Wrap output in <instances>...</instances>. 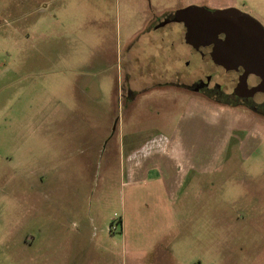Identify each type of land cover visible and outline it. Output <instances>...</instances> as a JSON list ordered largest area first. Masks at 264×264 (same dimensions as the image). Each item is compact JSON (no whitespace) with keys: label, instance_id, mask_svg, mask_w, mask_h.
<instances>
[{"label":"rangeland","instance_id":"rangeland-1","mask_svg":"<svg viewBox=\"0 0 264 264\" xmlns=\"http://www.w3.org/2000/svg\"><path fill=\"white\" fill-rule=\"evenodd\" d=\"M193 5L264 25V0H0V264H264V119L143 77L147 15Z\"/></svg>","mask_w":264,"mask_h":264},{"label":"flooded vegetation","instance_id":"flooded-vegetation-1","mask_svg":"<svg viewBox=\"0 0 264 264\" xmlns=\"http://www.w3.org/2000/svg\"><path fill=\"white\" fill-rule=\"evenodd\" d=\"M176 11L163 16L152 13L144 26L143 32L148 34L146 41L153 50L141 67L144 79L183 88L210 104L242 108L264 119V92L255 90L261 77L248 73L242 65L228 69L216 63L211 54L213 45L195 47L188 43L186 27L176 20ZM180 43L189 49H179ZM129 89L133 91L131 86Z\"/></svg>","mask_w":264,"mask_h":264},{"label":"water","instance_id":"water-1","mask_svg":"<svg viewBox=\"0 0 264 264\" xmlns=\"http://www.w3.org/2000/svg\"><path fill=\"white\" fill-rule=\"evenodd\" d=\"M186 27V41L195 47L213 45L212 57L228 69L244 66L261 77L256 91L264 92V25L236 7L210 9L188 6L175 13ZM224 34V37L220 35Z\"/></svg>","mask_w":264,"mask_h":264},{"label":"crops","instance_id":"crops-1","mask_svg":"<svg viewBox=\"0 0 264 264\" xmlns=\"http://www.w3.org/2000/svg\"><path fill=\"white\" fill-rule=\"evenodd\" d=\"M151 12L147 15V19H146V21L151 17ZM146 23V22H145ZM165 158H167V157H165ZM168 158H170V157H168ZM165 165L162 163L160 166H159V168H158V170H159V174L160 173H162V174H165L166 172H167V168H168V166H166L165 168ZM146 172V170H144V173Z\"/></svg>","mask_w":264,"mask_h":264}]
</instances>
